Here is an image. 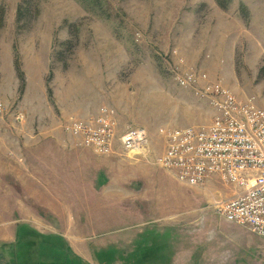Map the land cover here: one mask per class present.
<instances>
[{
	"label": "rangeland",
	"instance_id": "rangeland-1",
	"mask_svg": "<svg viewBox=\"0 0 264 264\" xmlns=\"http://www.w3.org/2000/svg\"><path fill=\"white\" fill-rule=\"evenodd\" d=\"M178 57L220 79L238 100L264 108V0H0V141L61 134L70 142L68 119L100 107L115 110L118 136L135 127L149 136L147 159L127 157L118 142L111 156L89 150L98 165L108 163V173L95 177L104 184L108 177V185L95 187L93 201L47 203L59 216H73L80 231L16 232L21 263L46 243L41 253L53 262L104 264L156 236L152 228L176 227L189 238L187 229L199 221L224 220L213 200L229 189L216 181L184 185L152 162L165 144L160 129L206 125L213 117L206 101L173 81Z\"/></svg>",
	"mask_w": 264,
	"mask_h": 264
},
{
	"label": "crops",
	"instance_id": "crops-1",
	"mask_svg": "<svg viewBox=\"0 0 264 264\" xmlns=\"http://www.w3.org/2000/svg\"><path fill=\"white\" fill-rule=\"evenodd\" d=\"M5 138L0 141V264H72L71 259L48 260L41 253L46 243L38 244L35 259L24 257L21 263L15 255V234L28 233L26 227L30 233H45L48 227L55 233L80 231L73 216L63 218L47 203L93 201L95 187L108 185V177L106 185L104 179L97 183L95 178L108 173V163L98 165L101 161L89 149L76 148L70 137L68 142L61 134L42 139L26 135L29 139L18 145ZM207 221L188 228L189 238L176 227L152 228L156 236L136 240L129 248L132 252H119L117 260L104 259V264H264V240L247 227L220 219L207 225ZM175 235L182 236L179 244Z\"/></svg>",
	"mask_w": 264,
	"mask_h": 264
},
{
	"label": "built area",
	"instance_id": "built-area-1",
	"mask_svg": "<svg viewBox=\"0 0 264 264\" xmlns=\"http://www.w3.org/2000/svg\"><path fill=\"white\" fill-rule=\"evenodd\" d=\"M169 71L179 87L209 104L213 117L206 125L160 129L165 144L153 164L190 187L205 188L214 181L224 185L231 194L213 200L216 213L264 240V108L251 98L238 100L220 79L210 80L182 57ZM3 112L0 101V121ZM64 131L74 146L96 155H113L118 142L129 158L149 156L146 129L130 128L118 136L117 114L110 107L85 118L70 117Z\"/></svg>",
	"mask_w": 264,
	"mask_h": 264
}]
</instances>
